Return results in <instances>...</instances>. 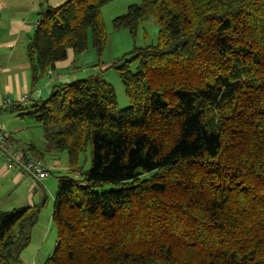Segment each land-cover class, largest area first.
Returning <instances> with one entry per match:
<instances>
[{
  "label": "trees",
  "instance_id": "1",
  "mask_svg": "<svg viewBox=\"0 0 264 264\" xmlns=\"http://www.w3.org/2000/svg\"><path fill=\"white\" fill-rule=\"evenodd\" d=\"M110 1L40 2L25 46L31 87L68 49L101 54ZM148 18L156 42L110 65L128 107L97 74L19 113L45 140L24 156L66 151L74 173L57 178L56 241L42 264H264V0H141L112 25L134 37ZM103 182L122 187L96 190ZM38 212L0 210V264H19Z\"/></svg>",
  "mask_w": 264,
  "mask_h": 264
},
{
  "label": "rangeland",
  "instance_id": "2",
  "mask_svg": "<svg viewBox=\"0 0 264 264\" xmlns=\"http://www.w3.org/2000/svg\"><path fill=\"white\" fill-rule=\"evenodd\" d=\"M140 1L141 0H112L103 4L100 8V17L105 26L107 38L99 56L101 62L108 63V66L105 70H98V73H100L101 76L112 85L115 93L116 108L118 110L128 107L129 101L126 96L123 83L121 82L117 72L114 70V68L110 67V65L121 59L123 55H127L134 46L155 43L157 40L158 28L154 18H148L144 22L139 23L134 37L130 34L128 29L114 28L112 25V19L115 16L124 13L129 4L139 3ZM39 2L42 3L43 0H40ZM49 2L55 3L59 1L50 0ZM19 3L30 5V1L27 0H0V34H5L3 31H5L7 28L8 21L11 17L23 19L28 16L27 12H24L23 9L19 8L18 9L21 13H17L16 11L11 12L12 9L16 10V6ZM31 17L32 16H29L27 20H30ZM25 41L27 43L28 39L25 38L24 42ZM20 45H22V42H20L17 47ZM129 56H131V54H129L127 57ZM74 60L77 62L76 58ZM135 67L136 62H132L130 64V70L133 71ZM95 71L96 69L94 68V72ZM5 113L6 112H4L2 115V123L4 124L6 130H8L7 120L11 118L5 116ZM7 113L11 115L13 119H15L16 123L23 126L21 134L30 139L34 143L35 147L41 150L45 145L44 133L42 128L34 121V119L25 115L26 118L20 122L19 118L15 116L17 111L10 112L8 110ZM53 161H56L57 165H61L62 168L64 167V169L57 170L53 168L51 170V175L49 171L48 176L54 181L53 188L46 189L45 185H41V183H38L35 187V195L33 197L34 203L31 206H35L39 209L38 218L30 228L29 243L19 254V264H42V262L52 253L53 250V245L56 238V230L52 221H49V214L52 213V211L50 212V209L53 204V194L56 193L57 178L58 176H74V173L70 172L67 168L69 162L66 151H60L56 156L44 153V162L46 166H48V164H52ZM80 166L83 170H87L90 167L89 146L80 156ZM120 187L122 186L116 182H103L96 188V190L106 191L118 189ZM54 190L55 193H53ZM17 192H19V190L14 188L11 183L0 181V210H10L23 205L19 201L21 195H18ZM43 196L44 198H42Z\"/></svg>",
  "mask_w": 264,
  "mask_h": 264
},
{
  "label": "crops",
  "instance_id": "3",
  "mask_svg": "<svg viewBox=\"0 0 264 264\" xmlns=\"http://www.w3.org/2000/svg\"><path fill=\"white\" fill-rule=\"evenodd\" d=\"M27 1H30V5L19 3L16 6V10L12 9L11 12L16 11L18 13L20 12L19 9H23L24 12L28 13V16L23 19L11 17L8 21L7 28L5 29V31H3L5 32V34H0V93L7 95L11 100L14 101H17L21 95H26V100L20 103V107L23 110L15 114V116L19 118L20 122H22L26 117L25 115L20 116L19 113L26 111L27 108H29L32 104L46 99L52 91L54 85L66 84L76 79L100 74L98 73V70H105L108 66V63L101 62L100 56H98L96 50L91 46L86 48L79 55V57L77 58V62H75L74 60L75 58L72 50L68 49L66 58L56 62L53 70L48 72V75L44 79H42L39 84H37L35 87H31L29 63L25 55L26 41L24 42V40L25 38H29V36L32 34L33 29L35 28L38 20L37 13L40 8V0ZM49 1L50 0H43L44 5L54 6L58 3L63 2L64 0H58L59 2L55 3H51ZM29 16L32 17L30 18V20H27ZM20 42H22V45L17 47ZM94 68L96 69L95 72ZM8 110L9 109H6L0 112V125L4 126V124L2 123V115L4 112H6L5 116L11 118L7 120L9 126H7L9 130L7 131L10 134L13 145L19 149H21V147L27 146L28 144L34 145V143L30 139L21 134L23 126L16 123L15 119H13V117L7 113ZM56 155L57 153L53 154V156ZM47 168L50 171V175L53 168L57 170L64 169V167L62 168L61 165H57L56 161H53V163L50 165L48 164ZM0 181L11 183L14 188L19 190L17 194L21 195L19 201L23 204L22 206H31L34 203L33 197L35 195V187L33 186L30 177L25 174H20L14 169L6 168L3 164L1 155ZM53 184L54 181L51 180L49 176L41 181V185H45L46 189L53 188ZM53 193H55V190ZM54 197L55 194H53V200ZM42 198H44V196ZM52 207L50 209V212L52 211ZM49 221H52L51 214H49ZM55 241L53 248L55 246Z\"/></svg>",
  "mask_w": 264,
  "mask_h": 264
},
{
  "label": "built area",
  "instance_id": "4",
  "mask_svg": "<svg viewBox=\"0 0 264 264\" xmlns=\"http://www.w3.org/2000/svg\"><path fill=\"white\" fill-rule=\"evenodd\" d=\"M25 100V94L21 95L17 101H14L7 95L0 93V112L6 109H15ZM10 139L9 132L3 125H0V155L4 166L29 176L33 186L36 187L38 183H41L48 176L49 170L47 166L39 158L24 156L20 149L14 147Z\"/></svg>",
  "mask_w": 264,
  "mask_h": 264
}]
</instances>
